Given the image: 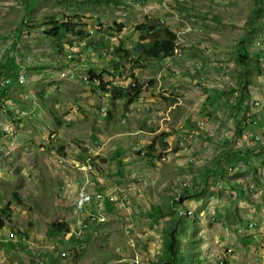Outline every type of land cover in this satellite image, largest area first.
Here are the masks:
<instances>
[{
  "label": "rangeland",
  "instance_id": "374dc122",
  "mask_svg": "<svg viewBox=\"0 0 264 264\" xmlns=\"http://www.w3.org/2000/svg\"><path fill=\"white\" fill-rule=\"evenodd\" d=\"M259 1L0 0V214L11 205L0 264H155L170 233L171 264L264 263ZM76 15L83 39L45 34L51 17ZM148 18L177 33L174 56L140 58L136 27ZM241 46L261 69L244 73L248 96L234 108ZM91 71L145 91L128 105ZM82 192L100 221L78 216ZM53 221L70 232L51 238Z\"/></svg>",
  "mask_w": 264,
  "mask_h": 264
},
{
  "label": "trees",
  "instance_id": "16d2710c",
  "mask_svg": "<svg viewBox=\"0 0 264 264\" xmlns=\"http://www.w3.org/2000/svg\"><path fill=\"white\" fill-rule=\"evenodd\" d=\"M102 1V0H97ZM259 3H264V0H260ZM256 14L252 16L254 18ZM82 16L76 15L74 17H63L56 18L51 17L47 22L43 23L44 32L46 35L58 39L60 42L67 36H76L83 39L86 36L85 29L81 26L82 24ZM122 25L119 26L121 28ZM137 30L140 32V39L135 47L136 52L139 53L140 58L144 60L149 59H167L174 56L175 51L178 46V35L177 33L167 24L160 23L158 19H150L148 18L146 22L138 25ZM91 45L100 44L106 45L103 41L94 43L90 42ZM62 46L61 44H59ZM240 53L237 57L238 63L243 66V75L241 79V88L238 90V99L239 102L237 105H234V108H243V100L246 96H248L249 92V82L244 79L245 74L248 69L251 67L261 69L260 66L256 65L254 59L248 52L246 47L241 46ZM114 54L119 58H125L132 55V52L128 49H124L121 46L116 47L114 49ZM119 68V64L117 63L116 69ZM89 81L96 84V87L102 89L104 92L109 93L116 100H124L128 105L136 102L141 94L145 91L144 84L139 83L137 80H134V83H131L127 86L124 85H113L111 81H105V78L101 74H97L91 71ZM133 78L135 77L132 75ZM10 87L7 86L8 90ZM5 95V91L0 94L1 96ZM237 99V100H238ZM149 157H152V154L149 153ZM18 201L21 203L18 195L15 194ZM10 203H8L1 211L0 214V226H4L5 220L10 218L11 209ZM70 232V223L68 221H53L50 224L49 228V236L51 238H57L60 235L63 236ZM175 235L170 233L167 239V247H168V258L161 260L159 263L155 264H171V258L178 255V251L175 249Z\"/></svg>",
  "mask_w": 264,
  "mask_h": 264
},
{
  "label": "built area",
  "instance_id": "2783aa9c",
  "mask_svg": "<svg viewBox=\"0 0 264 264\" xmlns=\"http://www.w3.org/2000/svg\"><path fill=\"white\" fill-rule=\"evenodd\" d=\"M18 81L20 83L24 84L27 81V78L26 77H22L21 76V72H20L19 73V77H18ZM263 106H264V100H263V102H261V107H263ZM99 198H101V200H103L104 197H103V195L102 196L100 195ZM92 203H93V196H92V194L90 192L89 193V197H88V202L86 204L85 211H79L78 216H89V222L90 223H95L97 221H100L101 220V217H100V215H98V214H96L94 212L89 211L90 208H91V206H92ZM88 226H89V224L84 225V226H81V231L83 232L84 229L87 230ZM10 234H13V236H16L14 233H10ZM75 234L77 236H80V235H78L80 233L75 232ZM20 240L23 241L22 239H19L18 237L16 238V242H20ZM63 254H65V252H63ZM41 264H43V262H41Z\"/></svg>",
  "mask_w": 264,
  "mask_h": 264
},
{
  "label": "bare ground",
  "instance_id": "6f19581e",
  "mask_svg": "<svg viewBox=\"0 0 264 264\" xmlns=\"http://www.w3.org/2000/svg\"><path fill=\"white\" fill-rule=\"evenodd\" d=\"M88 197H89V194L86 193V192H82L80 194V196L78 197V201H77V206H78V209L80 210H84L85 207H86V204L88 202ZM225 264L224 260L221 261V264Z\"/></svg>",
  "mask_w": 264,
  "mask_h": 264
},
{
  "label": "crops",
  "instance_id": "0c3cea01",
  "mask_svg": "<svg viewBox=\"0 0 264 264\" xmlns=\"http://www.w3.org/2000/svg\"><path fill=\"white\" fill-rule=\"evenodd\" d=\"M264 264V263H263Z\"/></svg>",
  "mask_w": 264,
  "mask_h": 264
}]
</instances>
